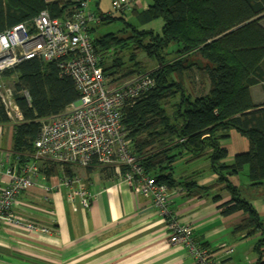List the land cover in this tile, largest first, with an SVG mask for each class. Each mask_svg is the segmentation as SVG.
<instances>
[{"label":"trees","instance_id":"1","mask_svg":"<svg viewBox=\"0 0 264 264\" xmlns=\"http://www.w3.org/2000/svg\"><path fill=\"white\" fill-rule=\"evenodd\" d=\"M73 4L71 0H0V33L19 23H30L42 10H48L52 17H64ZM132 14L142 26L163 19L162 30L126 21L122 31L93 37V44L105 74L148 72L137 59L140 53L159 64L150 72L155 86L123 109L134 150L146 171L170 188L182 186L190 194H198L221 186L230 194L229 200L219 204L222 214L243 212L245 217L234 233L251 236L260 232V250L264 246V220L231 176L244 175L251 186L264 191V102L255 103L250 89L256 84L264 88V0H152L147 9L135 8ZM101 15L100 22L118 18L111 13ZM93 30L91 27V34ZM128 46L131 65L127 66L116 50ZM112 50L115 56L109 62ZM171 53L174 56L168 59ZM11 76L18 90L26 89L30 94V101L23 94L16 95L25 119L14 125L13 133L14 160L25 163L36 151L39 119L65 112L80 93L55 60L25 59L5 71L6 79ZM196 78L207 90L192 95L186 89V79ZM0 120L9 121L1 105ZM231 131L244 136L248 148L227 163L228 149L222 141ZM187 153L210 160L217 174L213 184L200 186L191 178L174 176L175 163ZM58 164L42 163L41 172L58 174ZM59 165L63 166V176L74 174L70 165ZM98 168L106 178L115 179L112 169ZM213 200L222 198L215 195ZM257 264H264L262 256Z\"/></svg>","mask_w":264,"mask_h":264},{"label":"crops","instance_id":"2","mask_svg":"<svg viewBox=\"0 0 264 264\" xmlns=\"http://www.w3.org/2000/svg\"><path fill=\"white\" fill-rule=\"evenodd\" d=\"M88 1V8L94 13H110L101 7L103 0ZM151 2L134 0L131 9L121 13L132 15L137 22L130 23L141 27L132 10L147 9ZM100 23L91 25L93 37H97ZM259 86L250 88L255 103L264 98ZM13 133L14 125L0 120V159L6 163L10 153L11 164L20 167L22 163L13 157ZM222 144L228 149L227 163H232L236 153L248 148V142L236 131H231V136ZM201 159L208 158L184 154L175 163L174 176L191 178L200 186L213 184L217 174L212 171L209 159V165L205 164L204 168L198 164ZM188 162L192 167H186ZM56 166L58 174H41L35 185L18 196L14 207L16 213L48 227L49 232L0 227V264H196L188 247L170 242V230L150 197L136 193L126 182L106 178L98 167L70 165L80 175L84 189L93 194L87 207L79 198L72 203L67 198L68 188L60 184L63 166ZM6 179L4 172H0V191ZM231 180L264 220L263 189L251 186L244 175L231 176ZM215 195H220L222 200L214 201ZM229 198L230 194L221 186L198 194L184 189L172 196L171 207L181 223L192 227L193 238L208 247L219 264H257L260 256L264 260V246L260 250L257 247L262 234L234 233L245 214L239 211L223 215L219 204Z\"/></svg>","mask_w":264,"mask_h":264},{"label":"built area","instance_id":"3","mask_svg":"<svg viewBox=\"0 0 264 264\" xmlns=\"http://www.w3.org/2000/svg\"><path fill=\"white\" fill-rule=\"evenodd\" d=\"M133 2L112 0V8L126 11ZM88 5V0H78L64 17H52L48 10H42L30 23H19L0 33V105L10 123L15 125L25 119L16 95L23 94L30 101V94L26 89L18 90L15 82L11 84L4 77L5 71L25 59L58 61L62 73L72 77L80 93L65 112L39 119L41 129L31 160L16 167L10 162V153L6 163L0 159V172L7 177L0 191V227L49 232L48 227L14 209L18 196L43 174L42 163L108 167L117 181L128 183L133 191L152 199L170 230L171 243L188 247L196 264H219L208 247L193 238L192 227L181 223L171 207L172 196L184 188H170L148 173L129 137L123 109L154 87L155 78L150 72H143L110 84L90 32L91 25L100 22L102 15L91 11ZM60 184L68 188L70 202L79 198L84 206L90 205L93 194L84 189L79 174L63 176Z\"/></svg>","mask_w":264,"mask_h":264},{"label":"rangeland","instance_id":"4","mask_svg":"<svg viewBox=\"0 0 264 264\" xmlns=\"http://www.w3.org/2000/svg\"><path fill=\"white\" fill-rule=\"evenodd\" d=\"M101 7L105 10L104 12L110 10V13L112 15L118 17V18L113 20V21H111V22L103 21L102 23H100L98 25L97 29H96V35L97 36L106 34L108 32L122 31L127 26L126 25V21H128V22H131V21L137 22V20L134 19V17L132 15H128L127 16V14H123V13H121L119 11L113 10L112 5L110 3V0H103V3L101 4ZM123 16H125V17H123ZM121 18H123L124 20L121 19ZM163 23H164L163 19L160 18V19L153 20V22L146 23L145 25H143L141 27H143V28L153 27L155 31L160 32L162 30ZM262 23H264V19L262 20ZM92 36H94L93 33H92ZM129 46H131V44ZM116 52H118L116 54V56H119V57L122 58V60L124 61V65H127V66L131 65V62H130V59H129L130 55H131L130 54V52H131L130 47L129 48H125V49L117 50ZM113 53H114V50H112L110 54L113 55ZM114 56L115 55L110 57L109 62L112 60V58ZM173 56H174V53H171L167 57H168V59H171ZM137 59L141 61V63L143 64V67L145 68V71L152 72V71L156 70L159 67V64H158V62L156 60L149 58L144 53H140L137 56ZM119 73L120 74H114V73L112 74V73L108 72V74H106L107 75V79H108V81L110 82L111 85H116V84H118L119 82H121L123 79H125L127 77V76H123L121 72H119ZM7 79L10 82H12L11 84H13V82L15 80V78L12 77V76L11 77H7ZM190 80L191 79H186V84H185L186 85V89H187V91L190 94L199 95V94L204 93L207 90V87H203L200 84V81H199L198 78L194 79L193 81H190ZM259 85H261V84H259ZM258 89H259V91H261L260 89H262V91L264 92V88H263L262 85L259 86ZM262 91H261V93H262ZM262 102H264V98L261 99V101L257 99V103H262ZM243 137L244 136H242V138ZM244 139L247 142V139L245 137H244ZM233 142H235L234 139L232 140V143ZM231 146L233 147L234 144H232ZM198 164H200L204 168L205 164L209 165V160L208 159H201L200 161H198ZM179 167L184 168L185 166H179ZM186 167L190 168V167H192V165L188 162L186 164ZM244 192H245V189H244Z\"/></svg>","mask_w":264,"mask_h":264}]
</instances>
